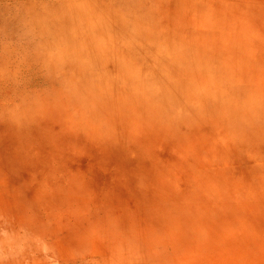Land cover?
Here are the masks:
<instances>
[{
  "label": "rangeland",
  "instance_id": "1",
  "mask_svg": "<svg viewBox=\"0 0 264 264\" xmlns=\"http://www.w3.org/2000/svg\"><path fill=\"white\" fill-rule=\"evenodd\" d=\"M27 3L0 1V264H264V119L235 66L258 46L178 45L148 0ZM244 4L187 30L233 37ZM83 28L92 46L56 43Z\"/></svg>",
  "mask_w": 264,
  "mask_h": 264
},
{
  "label": "bare ground",
  "instance_id": "2",
  "mask_svg": "<svg viewBox=\"0 0 264 264\" xmlns=\"http://www.w3.org/2000/svg\"><path fill=\"white\" fill-rule=\"evenodd\" d=\"M26 1L28 2L26 5H29V6L32 4L38 3V2H42V1H49V2H53V3H62V2L69 3V5H71V6L74 5V9L71 7L73 9L72 11H73L74 16L77 18H80V19L89 20V19L97 18V15H96L97 6L103 7V8L99 9V11L103 13V15H107V16L110 15L109 17L115 18V19L119 17L117 14H115V12H111L108 9L106 10L108 4L111 1H115V0H26ZM121 1H135V0H121ZM136 1H138V0H136ZM143 1H147V0H143ZM148 1L149 2H156V3H159L161 5V7L155 11V12L159 11V14H161V15H158L156 17L157 20L162 21L163 19H169L172 16L173 17L176 16L177 14H179L180 17H182L184 19V24L181 25V27H185V28L181 32H178V33H180L182 35L186 34L187 36L192 35V36H194V38L190 37L188 39V37H180L178 39L181 40V43L178 45H183V46H189V45L225 46L227 44L228 46H258L256 49L258 51H260L261 57L255 56V54H254L253 57H250L251 58L250 60H247V58H245V59L240 58L236 61L235 66H236V70H237V74L239 75V78L242 77L240 82L242 84L245 83L244 88H245V93L247 95V97H244L243 100L240 102L241 105L252 106V110L254 112L258 113L259 115L262 114V116L261 115L260 116L264 119V102L263 101H261V103L255 102L256 106L252 105V103H251L252 101L259 100V98H264V69H263L264 65H261L258 63L260 61H264V55H262V49L259 48V46H263V43H261V41L259 39L264 38V37H257L256 32L254 30H252L253 27L255 28V24L257 23L255 21H257L258 19L261 18L259 12L264 11V9H262V8L261 9H256V8L261 6V4H263L264 2H261V1H255V2H253V1L252 2H246L245 1L244 2V0H148ZM238 1H241L242 4L245 3L244 5H246L247 9H249L251 7L252 8L256 7L255 9H250L249 10L250 13L248 12V10L244 11V13H246L245 15L247 16L246 18H248L249 20H253V21H251L252 23H251L250 27H247L246 30L242 26H240L238 30L232 31L231 36H233V37H229L228 39H223V38H220L218 36H215V37H212L213 40L209 39V36H213L214 34L216 35V33L213 29H210V31L209 30L199 31V30H192V29L187 30V29H190L194 25V23H192V21L196 18L190 14L191 11L197 13V17L199 14L200 18H197L196 20L203 22L205 25H207L208 23L201 21V20H206L208 18L221 20L220 23L222 25L225 24V21H231V22L234 21L235 22V19L238 18L239 15H237V13H236L237 10L233 9V7H234L235 3H237ZM81 2L86 4V6L89 8L84 7V10H83L82 9L83 7H81L79 5ZM176 6L178 8H180V10H177ZM109 9H111V8H109ZM91 11H93V12H91ZM107 20H109V19H107ZM195 25L203 26L202 24H199V23H196ZM89 26L92 29V31H90V32H93V33L101 32L102 36L105 38V36L103 35L105 33V32H103V31H105V30H103V26L102 27L100 26L102 29L101 28L98 29L95 26V24H93V23L89 24L88 27ZM94 26L96 28H93ZM86 28H87V26H86ZM86 28L78 29L73 34V38H71L70 34L67 32H66V38H64L61 36L64 34V33H62L59 35L61 37V39H58V41H56V43L57 44L63 43L67 46H71V45H74L75 42H77L80 45L92 46V44L95 42L94 40H96V39H93L92 36H87L86 38L83 37L85 34V31H86ZM113 30H116V29H113ZM244 32H245V34H244ZM109 33H111V32L109 31ZM99 36H101V34ZM98 38L100 39V37H98ZM161 40L162 41H159L161 45L162 44H169V46L177 45V44H172V42H170L169 40L163 39V38ZM154 42L155 41H153L151 43V46L155 44ZM141 46H145V45H141ZM158 46H160V45H158ZM126 48H128V47H126ZM126 48H125V50H126ZM131 49H132V47H131ZM63 50H64L65 54H67L69 51H71L69 48L63 49ZM236 50H239V49H236ZM90 52L88 51V53H87L88 56H89ZM73 53H77V52L74 51ZM79 53L81 54L82 51ZM143 53L144 54H142L140 57H144V59L142 61L137 60L136 62H134V64H137V65H135V67L139 68L137 70L136 74H139L140 72H146L144 67H151V70H153L152 72L155 71L154 67L150 66L153 64L148 62V61H150L149 59L148 60H146V59L150 58V59L154 60V63H157V60L151 58L152 57L151 52L147 53L145 51ZM232 53H233V51H232ZM230 54H231V52H230ZM112 55H114L113 50H112ZM81 56H85V54L82 53ZM125 58H127V57H125ZM129 61H131V60H128L126 63H128ZM247 61H249L251 63H249ZM128 64H131V63H128ZM142 64L145 66H143ZM259 66H261V69L259 68ZM257 69L260 70L261 72L258 71ZM48 79H49V77H48ZM52 81H54V80H52ZM48 82H50V81H48ZM151 117H153V116H151ZM155 118H157V116ZM261 136H263V134ZM261 139H264V138L262 137ZM257 218H258V216H257Z\"/></svg>",
  "mask_w": 264,
  "mask_h": 264
}]
</instances>
